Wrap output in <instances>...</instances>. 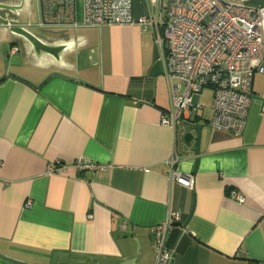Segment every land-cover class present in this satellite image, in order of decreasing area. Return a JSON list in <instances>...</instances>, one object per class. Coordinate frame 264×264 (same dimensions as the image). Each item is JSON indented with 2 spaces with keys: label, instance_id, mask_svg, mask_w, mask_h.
Instances as JSON below:
<instances>
[{
  "label": "crops",
  "instance_id": "1",
  "mask_svg": "<svg viewBox=\"0 0 264 264\" xmlns=\"http://www.w3.org/2000/svg\"><path fill=\"white\" fill-rule=\"evenodd\" d=\"M134 1V19L156 16ZM0 3L21 7L2 17L36 27L38 0ZM29 31L66 48L38 57L0 26V264H157L152 228L169 212L180 219L164 264H264V74L252 78L240 136L193 116L196 153L179 135L187 124L176 136L160 124L170 82L156 28ZM55 163L65 173L50 174Z\"/></svg>",
  "mask_w": 264,
  "mask_h": 264
},
{
  "label": "built area",
  "instance_id": "2",
  "mask_svg": "<svg viewBox=\"0 0 264 264\" xmlns=\"http://www.w3.org/2000/svg\"><path fill=\"white\" fill-rule=\"evenodd\" d=\"M133 1L38 0L35 26L41 30L122 25L156 28L154 42L170 82V108L161 115L160 124L176 136L180 125L191 122L193 116L201 117L203 106L199 101L193 103V97L209 89V127L240 136L251 103L252 78L255 73L264 74V6L254 4V0H150L156 16L134 19ZM168 164L172 168L175 161ZM57 166L55 163L48 172L65 173L67 168ZM76 167L102 169L80 161ZM170 178L172 183L191 189V175L172 169ZM235 199L243 202L240 194ZM179 219L180 213L169 212L165 221L152 228L157 264L170 260L165 239Z\"/></svg>",
  "mask_w": 264,
  "mask_h": 264
},
{
  "label": "water",
  "instance_id": "3",
  "mask_svg": "<svg viewBox=\"0 0 264 264\" xmlns=\"http://www.w3.org/2000/svg\"><path fill=\"white\" fill-rule=\"evenodd\" d=\"M20 9L21 7L18 5L0 3V12L11 13L12 15L16 16L17 10ZM0 26H4L6 31H8L10 34L19 37L28 43L34 54L38 57L40 55H47L57 60L59 58V54L66 48V45L64 44H49L42 41L25 27L18 25L16 20L9 19L7 15L4 17L0 15ZM186 128L187 130L183 134V140L187 146L190 145L191 141H194L196 144L195 152L197 153L201 127L193 125L191 121L187 124ZM188 128L190 129L188 130ZM120 264H135V262L134 260H126Z\"/></svg>",
  "mask_w": 264,
  "mask_h": 264
},
{
  "label": "rangeland",
  "instance_id": "4",
  "mask_svg": "<svg viewBox=\"0 0 264 264\" xmlns=\"http://www.w3.org/2000/svg\"><path fill=\"white\" fill-rule=\"evenodd\" d=\"M78 1L81 2V0H78ZM137 2L138 3L140 2L144 6V9H148L151 14H153V12L156 11L155 8L152 6L150 0H137ZM253 2H254V4L264 6V0H254ZM28 29L33 31L36 35H38L42 39L51 38L53 36L51 32L41 31V29H38L36 27H30ZM211 98H212V92L209 89L204 90V92H202V95H200V96L195 95L193 97V103H197L199 101V102H201V104L203 106V111H202V115H201L202 121H210V119H211V116H212ZM193 115H195V113ZM188 129H190V128H188Z\"/></svg>",
  "mask_w": 264,
  "mask_h": 264
}]
</instances>
